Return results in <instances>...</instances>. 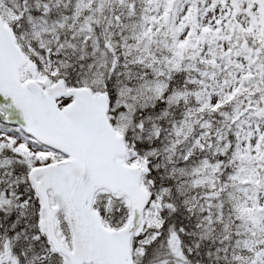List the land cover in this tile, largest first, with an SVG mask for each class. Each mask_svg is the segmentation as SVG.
I'll list each match as a JSON object with an SVG mask.
<instances>
[{
	"label": "snow or ice",
	"instance_id": "1",
	"mask_svg": "<svg viewBox=\"0 0 264 264\" xmlns=\"http://www.w3.org/2000/svg\"><path fill=\"white\" fill-rule=\"evenodd\" d=\"M0 264H264V0H0Z\"/></svg>",
	"mask_w": 264,
	"mask_h": 264
}]
</instances>
